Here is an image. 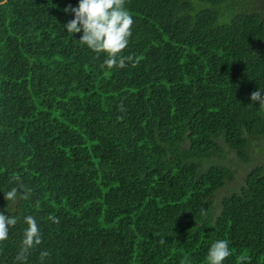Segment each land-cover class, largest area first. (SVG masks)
Returning a JSON list of instances; mask_svg holds the SVG:
<instances>
[{"label": "trees", "instance_id": "trees-1", "mask_svg": "<svg viewBox=\"0 0 264 264\" xmlns=\"http://www.w3.org/2000/svg\"><path fill=\"white\" fill-rule=\"evenodd\" d=\"M69 4L0 0V211L14 176L32 190L0 264L27 215V264H208L219 239L264 264V0H126L138 63L112 69Z\"/></svg>", "mask_w": 264, "mask_h": 264}, {"label": "clouds", "instance_id": "clouds-1", "mask_svg": "<svg viewBox=\"0 0 264 264\" xmlns=\"http://www.w3.org/2000/svg\"><path fill=\"white\" fill-rule=\"evenodd\" d=\"M126 0H79L78 7L69 4L65 13H74V19L68 21L65 26L71 34L83 32L79 39L80 43L98 55L106 54L103 66L112 69L113 67L124 68L127 62H133V66L138 63L131 55H123L127 49L132 36L134 19L130 11L125 7ZM260 89L251 93L252 102H259L264 108V95ZM16 186L4 192V199L7 207L0 211V242L8 239L9 231L18 223L19 217L11 214L8 202L15 203L18 200H27L31 194V189L27 188L21 178L17 175L13 177ZM5 212L9 213L8 215ZM54 223H59V219L49 216ZM27 227L24 229L23 240L20 251L16 256L19 264H27L31 250L37 248L43 242V236L37 220L32 215L23 217ZM165 241L162 239L161 243ZM50 253L47 250L41 251L39 259L44 264L45 258ZM232 255L229 241L219 239L212 243L208 254V264H223L226 258ZM249 258L241 255L237 258V264H244Z\"/></svg>", "mask_w": 264, "mask_h": 264}, {"label": "rangeland", "instance_id": "rangeland-1", "mask_svg": "<svg viewBox=\"0 0 264 264\" xmlns=\"http://www.w3.org/2000/svg\"><path fill=\"white\" fill-rule=\"evenodd\" d=\"M261 160H263L264 161V151H263V155H261ZM257 164V163H256ZM245 174V171H243L242 169H240V167H239V169H238V173H237V175H238V178L239 179H241L242 178V176Z\"/></svg>", "mask_w": 264, "mask_h": 264}, {"label": "flooded vegetation", "instance_id": "flooded-vegetation-1", "mask_svg": "<svg viewBox=\"0 0 264 264\" xmlns=\"http://www.w3.org/2000/svg\"><path fill=\"white\" fill-rule=\"evenodd\" d=\"M2 211H3V210H2ZM5 214H6V215H8V213H7V212H5Z\"/></svg>", "mask_w": 264, "mask_h": 264}]
</instances>
